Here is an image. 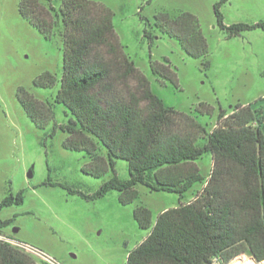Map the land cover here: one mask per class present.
Returning <instances> with one entry per match:
<instances>
[{
  "label": "trees",
  "instance_id": "trees-1",
  "mask_svg": "<svg viewBox=\"0 0 264 264\" xmlns=\"http://www.w3.org/2000/svg\"><path fill=\"white\" fill-rule=\"evenodd\" d=\"M228 1L217 0L214 13L218 27L229 37L264 31V23L225 25L222 7ZM19 9L47 40L59 37L63 42V76L54 103L66 108L68 122L55 123L52 135L62 131L67 135L64 148L86 155L85 174L101 179L114 173L94 194H72L95 201L116 191L120 203L130 205L139 198V185L177 194L181 200L195 185L203 186L192 201L162 212L156 221L150 209L135 210L139 227L150 233L130 252L126 264H212L237 250L242 251L237 259L250 254L257 263L264 262V112L238 104L230 115L222 110L208 131L197 117L167 107L151 90L148 78L121 45L107 7L90 0H63L60 8L53 0H24ZM154 27L176 39L190 57L209 55L195 15L161 13ZM145 36L153 47V33L146 30ZM151 72L160 83L178 87L169 60L151 62ZM57 83L50 73L35 81L44 89ZM18 98L38 128L55 121L50 101L38 100L23 88ZM200 108L212 113L205 104ZM205 155L213 161L207 178L198 167ZM119 160L128 163V180L117 175ZM23 203L19 193L7 197L0 209ZM11 222L0 219L1 236ZM0 264L38 263L23 249L0 240Z\"/></svg>",
  "mask_w": 264,
  "mask_h": 264
},
{
  "label": "rangeland",
  "instance_id": "rangeland-1",
  "mask_svg": "<svg viewBox=\"0 0 264 264\" xmlns=\"http://www.w3.org/2000/svg\"><path fill=\"white\" fill-rule=\"evenodd\" d=\"M23 1L0 0V205L7 197L24 195L22 205L0 209V219L12 221L2 236L34 251L24 250L38 264H49L41 256L56 264H126L130 252L150 233L139 227L135 210L140 206L150 209L156 221L162 212L192 201L203 186L195 185L181 200L177 194L152 192L139 185V198L130 205H122L116 191L95 201L71 193L92 195L114 173L110 171L101 179L85 174L86 155L65 149L67 135L62 131L52 135L55 123L68 122L66 108L54 103L63 76L64 46L59 37L47 40L20 14ZM53 1L60 8L63 0ZM90 1L112 11L115 32L126 54L167 107L197 117L208 131L216 126L222 110L230 115L238 104L264 112V31L255 29L229 37L217 24V0ZM182 12L198 18L209 44L206 58L190 57L176 39L155 29L158 14ZM222 14L227 26L264 23V0H229ZM146 30L155 37L153 47ZM164 59L176 72L178 87L169 81L162 84L153 76L151 62ZM46 73L58 80L52 89L35 85ZM21 88L54 104L55 121L46 129L38 128L28 117L18 98ZM201 104L209 106L212 113L202 110ZM212 166L211 155L198 162L206 178ZM31 171L33 177L29 178ZM116 172L122 180L130 178L126 161H117ZM241 252L232 251L212 264H246L249 260L264 264L250 254L237 259Z\"/></svg>",
  "mask_w": 264,
  "mask_h": 264
},
{
  "label": "built area",
  "instance_id": "built-area-1",
  "mask_svg": "<svg viewBox=\"0 0 264 264\" xmlns=\"http://www.w3.org/2000/svg\"><path fill=\"white\" fill-rule=\"evenodd\" d=\"M0 240L5 241V242H7V243H9V244H12V245H14V246H17V247H19V248H21V249H23V250H27L28 252H30V253H32V254H35L34 251L25 248V247L22 246L21 244L16 243V242L13 241L11 238H7L6 236H5V237H4V236H0ZM39 256H40V255H39ZM41 257H42L47 263H49V264H56V262H55L54 260L50 259V258H47V257H44V256H41Z\"/></svg>",
  "mask_w": 264,
  "mask_h": 264
},
{
  "label": "water",
  "instance_id": "water-1",
  "mask_svg": "<svg viewBox=\"0 0 264 264\" xmlns=\"http://www.w3.org/2000/svg\"><path fill=\"white\" fill-rule=\"evenodd\" d=\"M32 177H33V172L31 171L30 174H29V178H32ZM253 260L256 261L254 258H253Z\"/></svg>",
  "mask_w": 264,
  "mask_h": 264
}]
</instances>
